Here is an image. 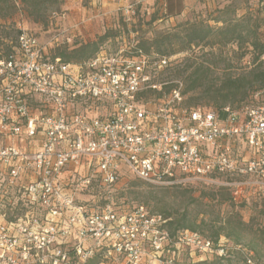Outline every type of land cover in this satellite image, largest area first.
<instances>
[{
	"label": "built area",
	"instance_id": "obj_1",
	"mask_svg": "<svg viewBox=\"0 0 264 264\" xmlns=\"http://www.w3.org/2000/svg\"><path fill=\"white\" fill-rule=\"evenodd\" d=\"M16 45L0 58V264H180L176 247L223 258L220 240L171 236L161 215L106 195L125 171L264 196V88L238 108L189 107L178 89L152 99L167 57L133 46L65 64L23 30ZM95 187L99 204L80 200Z\"/></svg>",
	"mask_w": 264,
	"mask_h": 264
},
{
	"label": "rangeland",
	"instance_id": "obj_2",
	"mask_svg": "<svg viewBox=\"0 0 264 264\" xmlns=\"http://www.w3.org/2000/svg\"><path fill=\"white\" fill-rule=\"evenodd\" d=\"M8 2L0 3V51L14 44L16 29L46 45L48 55L53 54L57 46L73 48L111 30L115 36L106 41L101 50L113 54L140 41H150L158 34L173 32L182 24L200 23L217 29L223 25L218 21L233 19H243L249 24L258 19L262 23L258 38L264 41V0H63L59 8L48 12L44 24L33 22L17 1ZM255 56L250 40L242 44H200L167 56L168 66L156 73L154 81L161 84L162 96L178 89L185 106L238 108L248 104L252 95L261 89V83L250 84L251 72L259 62L253 63ZM238 80L241 89L228 94L222 91L227 81ZM170 86L172 88L164 92V88ZM154 98L159 99L155 94ZM35 104L33 100L30 106L34 108ZM123 172L122 180L106 195L118 210H129L139 204L154 214H158L159 209L174 215L186 212L189 221L201 225L198 232L206 237L211 235L213 227H219V222L242 223L239 246L221 236L226 258L219 264H244L248 259L252 264H264L262 254L256 256L250 252L253 243L264 247V196L249 195L242 204L236 205L230 202L227 191L221 186L186 185L182 188L189 189L190 196L179 191L180 188L171 190L164 195V205L156 206L147 204L132 192H145L155 186L139 184L129 172ZM102 197L103 193L95 187L80 200L99 204ZM172 251L180 264H216L215 253L189 254L190 250L183 247L171 248Z\"/></svg>",
	"mask_w": 264,
	"mask_h": 264
},
{
	"label": "trees",
	"instance_id": "obj_3",
	"mask_svg": "<svg viewBox=\"0 0 264 264\" xmlns=\"http://www.w3.org/2000/svg\"><path fill=\"white\" fill-rule=\"evenodd\" d=\"M9 0H0V3L8 4ZM19 5L24 9L27 16L35 23H46L47 14L50 10L59 8L63 0H15ZM258 19L253 20L252 23H245L243 19L241 20H222L218 21L223 23V25L217 29H213L208 25H203L200 23H188L179 25L176 30L168 33H161L155 36L150 41H140L136 44L135 49L141 50L144 54H156L160 57H167L171 54H177L191 49L194 46H199L200 44H226L230 42H240L247 43L250 40L252 48L256 52L254 62L258 64L254 67L251 72V82L250 84L261 83V89L264 88V61L261 60V57L264 54V41H261L258 38V30L261 27L262 23L257 21ZM20 33L19 29H16V37L14 44L6 46L3 51H0V58H4L11 54L16 48L17 37ZM115 33L111 30H106L102 35L98 36L95 40L85 43H80L78 46L73 48L68 47L67 45H60L53 49V54L47 56L51 59H60L65 64L72 65H82L88 60L95 57L100 53L101 46L111 38H114ZM222 39V40H220ZM238 81H227V83L222 87V91H225L226 94L237 91L242 87L239 86ZM259 87V88H260ZM172 86L165 87L164 92H168ZM260 89V90H261ZM163 94V90L157 93V98H160ZM222 107L219 106L221 109ZM139 184L145 185L141 181H137ZM147 185V184H146ZM152 187V186H149ZM214 187V186H210ZM139 187H137L138 189ZM180 188V189H179ZM183 191V194L187 196L191 194V191L182 187H152L148 191H132L137 197H142L144 201L149 204L153 203L156 206L164 205V195L170 193L171 190ZM225 189L228 193V198L231 203L240 205L247 196H255L253 193H249L246 197L242 199H234L229 191ZM257 196V195H256ZM166 203V202H165ZM139 205V204H138ZM143 206V205H142ZM264 208V203H263ZM124 211V210H123ZM122 211V212H123ZM150 213V212H149ZM154 214V213H151ZM156 214V213H155ZM158 215H161L166 223L163 228L171 235L175 236L179 232L188 231V232H198L200 226L195 223V221H189L188 214L186 212L181 215H174L173 213L166 212L165 209H159ZM219 227H213L211 230L212 233L210 236L202 235L210 239L214 246H216L223 236L227 241L231 240L234 242V245L239 246L241 242L242 234V223H232L228 220L224 222H219ZM201 235V234H200ZM264 242V241H263ZM224 250L226 251L225 247ZM250 252H254L256 256L264 257V247L257 244H252L250 247ZM226 258V254L223 258L217 257L216 264L221 263ZM253 259V257H251ZM95 262V261H94ZM200 264H207L201 262ZM244 264H247V260L244 261Z\"/></svg>",
	"mask_w": 264,
	"mask_h": 264
}]
</instances>
